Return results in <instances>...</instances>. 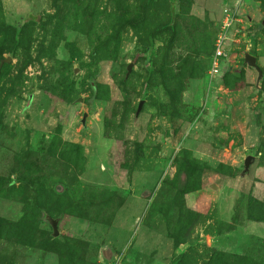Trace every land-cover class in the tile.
Segmentation results:
<instances>
[{"label": "rangeland", "instance_id": "obj_1", "mask_svg": "<svg viewBox=\"0 0 264 264\" xmlns=\"http://www.w3.org/2000/svg\"><path fill=\"white\" fill-rule=\"evenodd\" d=\"M261 20L264 0H0V264H264Z\"/></svg>", "mask_w": 264, "mask_h": 264}, {"label": "water", "instance_id": "obj_2", "mask_svg": "<svg viewBox=\"0 0 264 264\" xmlns=\"http://www.w3.org/2000/svg\"><path fill=\"white\" fill-rule=\"evenodd\" d=\"M264 24V20H261L260 22V26H262ZM243 61L244 63H246L249 67H251L252 69L255 70L256 72V79H255V84L258 83V80L261 78V71L259 69V67L256 64V60L255 57L250 55V54H245L243 56ZM127 70H129V66L127 68ZM81 98H78L77 101H80ZM139 109V106L137 107V110ZM85 114H82V118H81V122H83V118H84ZM253 162V156L248 154L246 155L243 160H242V168L241 171L239 173V176H243L248 168L249 165ZM46 220L48 222V224L50 225L51 228V234L52 236H56L57 235V222H58V218H51V217H47L46 216Z\"/></svg>", "mask_w": 264, "mask_h": 264}, {"label": "built area", "instance_id": "obj_3", "mask_svg": "<svg viewBox=\"0 0 264 264\" xmlns=\"http://www.w3.org/2000/svg\"><path fill=\"white\" fill-rule=\"evenodd\" d=\"M228 17L230 16L227 15L226 19H228ZM224 40H225V35H219L215 39V42L213 45V51H212V56H211V70H213L214 72L218 71L217 70L218 62L222 60L224 56V52H223Z\"/></svg>", "mask_w": 264, "mask_h": 264}, {"label": "crops", "instance_id": "obj_4", "mask_svg": "<svg viewBox=\"0 0 264 264\" xmlns=\"http://www.w3.org/2000/svg\"><path fill=\"white\" fill-rule=\"evenodd\" d=\"M258 226H259V228H260V227H263V226H261L260 224H259ZM263 228H264V227H263Z\"/></svg>", "mask_w": 264, "mask_h": 264}]
</instances>
